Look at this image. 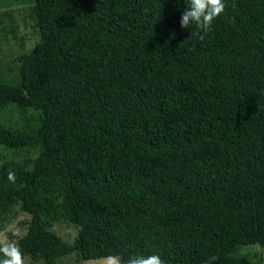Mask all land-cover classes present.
<instances>
[{
	"label": "trees",
	"instance_id": "obj_1",
	"mask_svg": "<svg viewBox=\"0 0 264 264\" xmlns=\"http://www.w3.org/2000/svg\"><path fill=\"white\" fill-rule=\"evenodd\" d=\"M186 4L35 0L40 40L17 82L0 74V107L41 115L0 123V145L39 149L0 165V230L16 206L31 215L23 258L264 264L232 254L264 242V0H225L203 41L180 26Z\"/></svg>",
	"mask_w": 264,
	"mask_h": 264
},
{
	"label": "rangeland",
	"instance_id": "obj_2",
	"mask_svg": "<svg viewBox=\"0 0 264 264\" xmlns=\"http://www.w3.org/2000/svg\"><path fill=\"white\" fill-rule=\"evenodd\" d=\"M35 0H0V74L6 81L15 83L19 77L20 57L29 52L40 40L39 29L33 11ZM41 115L30 109L23 112L17 105L0 107V123L11 127L39 126ZM39 153L38 148H8L0 145V165L5 161L26 162L33 160ZM257 203L258 234H264V185L255 191ZM31 215L22 211L19 206L5 219L0 230V240L17 244L28 229ZM63 240L71 243L78 234L75 225L61 221L51 228ZM214 243H218L215 241ZM206 248V247H204ZM206 254V250L204 251ZM233 255L247 254L252 259L264 261V242L236 247ZM25 264H44L33 262L30 257L24 258ZM58 264H106V258L80 260L76 254H69L59 259Z\"/></svg>",
	"mask_w": 264,
	"mask_h": 264
},
{
	"label": "clouds",
	"instance_id": "obj_3",
	"mask_svg": "<svg viewBox=\"0 0 264 264\" xmlns=\"http://www.w3.org/2000/svg\"><path fill=\"white\" fill-rule=\"evenodd\" d=\"M225 7V0H187L181 15L180 26L189 29L195 26L199 39L203 41L212 31L214 20L224 12ZM0 254L3 257L0 259V264H25L23 254L15 242L0 240ZM216 259L217 257L212 256L205 261V264H211V261ZM106 264H122V261L117 256L109 255L106 257ZM126 264H165V261L157 254H138L131 256Z\"/></svg>",
	"mask_w": 264,
	"mask_h": 264
}]
</instances>
